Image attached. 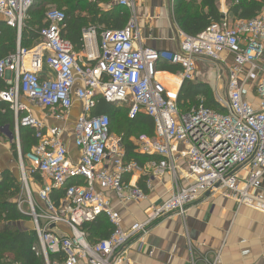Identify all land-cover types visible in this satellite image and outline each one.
Wrapping results in <instances>:
<instances>
[{"label":"built area","instance_id":"built-area-1","mask_svg":"<svg viewBox=\"0 0 264 264\" xmlns=\"http://www.w3.org/2000/svg\"><path fill=\"white\" fill-rule=\"evenodd\" d=\"M33 1L0 0V17L20 34ZM111 4L132 12L125 26L83 28L79 51L62 37L63 10L52 8L45 12L35 46L18 42L13 53L0 59V77L11 75L0 101L12 110L16 130L28 127L36 139L23 156L17 148L26 187L24 162L31 174H38V204L28 197L29 212L17 206L30 217L35 236L31 251L44 264H128L132 240L162 216H184L203 193L227 196L264 214V199L258 194L264 177V69L256 62L263 53V16L235 22L223 18L194 35L180 33L178 49L169 52L138 44L135 0ZM197 59L226 67V98L215 99L224 112L202 103L183 112L177 93L171 95L156 79V65L168 61L181 66V80L194 82ZM251 85L254 101L247 96ZM76 100L81 109L70 133L77 150L73 157L64 137ZM100 100L126 105L129 119L139 114L151 118L153 135L139 134L134 144L136 152L154 158L141 164L125 159L122 137L111 131L109 117L93 114ZM31 105L46 111L44 116L55 124H45ZM165 174L174 179L168 195L152 205L143 221L123 229L110 194L118 204L145 201L138 181L153 189ZM59 189L63 196L55 204L50 193ZM101 215L113 230L90 243L82 225ZM200 259L201 264L220 263L219 254L211 261Z\"/></svg>","mask_w":264,"mask_h":264},{"label":"crops","instance_id":"crops-1","mask_svg":"<svg viewBox=\"0 0 264 264\" xmlns=\"http://www.w3.org/2000/svg\"><path fill=\"white\" fill-rule=\"evenodd\" d=\"M110 1L112 2L113 0H101L98 3V7L103 11H109ZM261 1H263V6L259 14L264 18V0ZM173 4L174 0H135L133 16L137 21V31L140 39L138 44L145 48L169 52L178 49L179 34L184 32L177 26L174 20ZM116 6L123 7L127 12L129 10L124 6ZM218 7L223 18L229 22L236 21L232 13L228 12V0H219ZM131 14L128 12V19L131 17ZM7 27L9 26L0 17V33L8 29ZM29 38H31L33 46L38 43L34 44L36 40L38 41V38ZM20 41L21 33L18 34L16 31L15 48ZM228 58V62H230L232 58ZM256 62L259 69H264V41L262 56ZM160 63L169 62L161 61L158 64ZM162 73L178 77L179 81L172 87L168 80L157 77V74ZM157 74L156 79L166 88L170 89L171 95H174L175 92L178 93L180 85L184 81L181 80V72L176 74L167 71H157ZM9 78H11L9 73L4 77H0V91L5 88L6 80ZM194 82L206 84L213 91H215V88L224 85L222 79H215L214 66L209 61L202 59L195 61ZM173 88L174 91H171ZM251 88L252 85L248 87L247 96H250L249 98L254 101ZM30 109L45 124H55L51 117L44 116L45 113L46 115L48 114L46 111H40L36 106L32 105ZM74 109H77L78 113L73 122L70 123ZM80 109V101H74L65 123L67 134L64 139L69 153L73 157H76L77 150L73 145L70 133ZM70 124L71 128H68ZM0 133L2 135L0 137V174L4 170H9L16 177L13 154L10 152L8 146V142L12 138L8 131V126L1 127ZM4 136L7 138H4ZM6 139H8V142ZM167 176L170 175H164V177ZM38 181V179H34V182L38 183ZM262 183L258 194L264 199V192L262 193V188L264 189V177ZM138 184L146 189L143 181L139 180ZM163 187L162 184H159L156 192H151L146 201L129 202L126 204H118L114 195L110 194L112 203L121 214V226L123 229H127L134 222H141L145 219L152 205H156L164 198L161 196ZM241 207L247 206H240L231 198L218 193H203L197 200L186 207L184 216L177 215L176 213L162 216L149 227L145 234L132 240L127 255L128 264H191L192 258L195 259L197 264H201L200 258L205 257L211 261L216 254L220 255L219 264H251V260L249 259L251 255L247 254L238 242V233L240 232L238 231L240 230L238 225H242L244 219L247 217ZM236 208L237 212L235 211ZM242 211L243 213L241 214Z\"/></svg>","mask_w":264,"mask_h":264},{"label":"trees","instance_id":"trees-1","mask_svg":"<svg viewBox=\"0 0 264 264\" xmlns=\"http://www.w3.org/2000/svg\"><path fill=\"white\" fill-rule=\"evenodd\" d=\"M218 1L174 0L173 13L177 26L184 33L194 35L203 31L210 23L220 22L223 15L219 11ZM99 2L101 0L96 3L87 0H34L27 11V17L22 26L21 47L31 48L33 46L29 37L38 38V31L44 25L46 10L54 8H45L41 5L42 3L55 5L58 6L56 9L63 10L65 27L61 32L62 37L74 46L75 51L80 50V38L83 28L89 25H94L98 29H115L125 26L129 16L126 9L111 4L109 11H103L98 7ZM262 6L263 1L261 0H228V12L232 13L234 20L251 19L261 12ZM7 28L0 33V59L15 51L16 29ZM37 42L36 40L34 44ZM155 70L179 73L182 68L180 65L160 63L156 65ZM157 77L166 79L169 83L175 78V76L165 73L157 74ZM199 96L203 97L201 101L198 99ZM176 100L179 109L183 112L197 106L199 103L207 108L224 112V109L217 105L211 89L203 83L183 81ZM127 110L123 105L100 100L94 108L93 114H106L109 117L111 131L120 134L122 137L125 159L134 160L141 164L154 157L136 152L133 137H137L139 134L152 136V120L144 114H139L135 119H129ZM119 113L124 115L128 123L124 133L120 132L121 125L117 130L113 127V121L117 119ZM3 126H8L13 131L14 117L8 104L0 101V129ZM18 139L22 156L29 152L36 143L34 131L28 127H18ZM12 151L13 156L16 157L17 149L15 145L12 146ZM33 177L39 179L37 173H33ZM19 192L20 188L16 177L9 170L2 171L0 174V264H44L43 259L31 251V246L35 242L34 232L31 229H20L14 225L18 221L23 220L26 223L30 220L28 215L17 209V202L12 199ZM62 196V189L53 190L50 193V200L57 204ZM82 228L86 232L90 243L108 237L113 230L112 225L103 215L95 221L84 223ZM98 235L100 238H98Z\"/></svg>","mask_w":264,"mask_h":264},{"label":"rangeland","instance_id":"rangeland-1","mask_svg":"<svg viewBox=\"0 0 264 264\" xmlns=\"http://www.w3.org/2000/svg\"><path fill=\"white\" fill-rule=\"evenodd\" d=\"M41 5L45 8H48V7H54V8L57 7L58 8V6L46 5L44 3H42ZM59 8H61V7H59ZM128 12H129V14L132 13L130 10H128ZM179 37H180V34H179ZM228 57H231V56L228 55ZM228 57H227V61H229ZM214 69H215V79H222L224 81V85H222L219 88H215V91H213V90H211V91L214 94L215 99H217L219 97L226 98L227 69L224 65H220V66L215 65ZM176 74H177V72H176ZM178 81H179V79L177 77H175L171 81L170 85L173 87ZM216 81H218V80H216ZM166 89L168 92H170V89H168V88H166ZM171 91H174V88L171 89ZM201 98L203 99V97H201ZM198 99L200 101L199 97H198ZM123 107L127 108L126 105H123ZM77 113H78V110L74 109V112L72 113V116L70 119V121H71L70 123L73 122ZM119 125H121L120 132L124 133L126 131L128 123H127L124 115L120 114V113H119V116H117V119H115L113 121V127L117 130L119 128ZM68 128H71V124L69 125ZM12 129H13V131L8 128V131H9L12 138L10 139L9 142H8V139H6V141L8 142V146L10 148L11 153L13 152L12 151L13 145H15V147L17 149V155H16V157L13 156V158H14V165H15L14 167H15L16 179L18 181V185L20 188V192L17 195H15L12 199L15 202H17V205H20L19 207L22 211L29 212L30 206L28 203V197L31 198L33 204L34 203L38 204L37 193L39 191L40 185L38 183L34 182L35 178L33 177V174L30 173V167L28 165H26L25 162H24V167H25V172H26L25 175H26L27 187L24 184V182L22 181V174H21L20 161H19L18 148H17V146L19 147V139L17 140V138H16L17 133H18V129L16 130L15 126H13ZM114 133H116V132H114ZM116 134L121 136L118 133H116ZM4 138H7V137L4 136ZM133 138H135V137H133ZM4 141H5V139H4ZM69 146H70V143H69ZM167 175H169V174H167ZM157 179L153 183V189H148V188L144 189V193L148 197L151 192H153V193L156 192L159 184H162L164 187H163L161 196L165 198V196L168 195L170 188L174 183V179L171 176L164 177V175L161 177H158ZM263 192H264V189L262 188V193ZM146 200H147V198H146ZM17 209H18V206H17ZM241 209H243V211L247 217L244 219V223L242 225H238V228L240 227V230H238V231L242 232V234H240V232L239 233L237 232L239 234V241H238L239 245H241V248H243L247 254L251 255L249 257V259L251 260V262H250L251 264H263L264 263V255H263L264 254V214H262L258 210H255L254 208H250V207L249 208L248 207H241ZM235 211L237 212V208L235 209ZM243 211L241 212V214L243 213ZM144 215H145V213H144ZM105 224H106V222H105ZM14 225L17 228L28 229V230H30L31 226H32L31 220L27 221L26 223L23 220L18 221L16 223H14ZM238 228H236V229H238ZM98 238H100V236ZM255 255H256V257H255Z\"/></svg>","mask_w":264,"mask_h":264},{"label":"bare ground","instance_id":"bare-ground-1","mask_svg":"<svg viewBox=\"0 0 264 264\" xmlns=\"http://www.w3.org/2000/svg\"><path fill=\"white\" fill-rule=\"evenodd\" d=\"M178 78V77H177ZM179 79V78H178Z\"/></svg>","mask_w":264,"mask_h":264},{"label":"water","instance_id":"water-1","mask_svg":"<svg viewBox=\"0 0 264 264\" xmlns=\"http://www.w3.org/2000/svg\"><path fill=\"white\" fill-rule=\"evenodd\" d=\"M182 84V83H181ZM181 86V85H180Z\"/></svg>","mask_w":264,"mask_h":264}]
</instances>
